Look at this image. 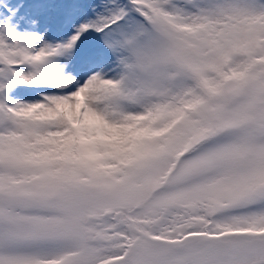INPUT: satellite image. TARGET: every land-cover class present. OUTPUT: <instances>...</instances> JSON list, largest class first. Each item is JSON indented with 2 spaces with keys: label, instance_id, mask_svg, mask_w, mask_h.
<instances>
[{
  "label": "snow or ice",
  "instance_id": "obj_1",
  "mask_svg": "<svg viewBox=\"0 0 264 264\" xmlns=\"http://www.w3.org/2000/svg\"><path fill=\"white\" fill-rule=\"evenodd\" d=\"M0 264H264V0H0Z\"/></svg>",
  "mask_w": 264,
  "mask_h": 264
}]
</instances>
